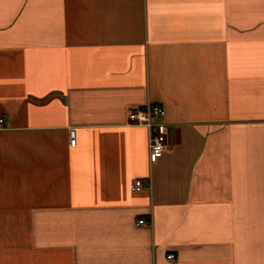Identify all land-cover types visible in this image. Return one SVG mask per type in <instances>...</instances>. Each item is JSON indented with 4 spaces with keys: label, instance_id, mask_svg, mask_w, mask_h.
<instances>
[{
    "label": "crops",
    "instance_id": "1",
    "mask_svg": "<svg viewBox=\"0 0 264 264\" xmlns=\"http://www.w3.org/2000/svg\"><path fill=\"white\" fill-rule=\"evenodd\" d=\"M0 118V264H264V0H0Z\"/></svg>",
    "mask_w": 264,
    "mask_h": 264
},
{
    "label": "built area",
    "instance_id": "2",
    "mask_svg": "<svg viewBox=\"0 0 264 264\" xmlns=\"http://www.w3.org/2000/svg\"><path fill=\"white\" fill-rule=\"evenodd\" d=\"M165 113L161 107L147 105L144 108H133L127 114L129 125L141 126L148 130V149L151 156H160L163 152L169 149V129L164 122ZM4 119L0 118V129L4 126ZM68 143L70 147L76 145L75 131L69 130ZM145 184L142 180H134L130 184V189L135 192H140L145 189ZM138 225H146V221L139 220ZM169 261L175 259L173 254L167 256Z\"/></svg>",
    "mask_w": 264,
    "mask_h": 264
}]
</instances>
